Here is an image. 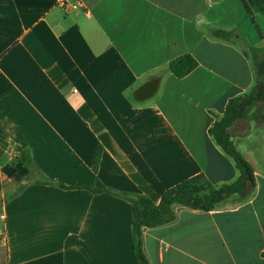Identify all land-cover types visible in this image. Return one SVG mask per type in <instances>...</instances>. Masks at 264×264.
<instances>
[{"label": "crops", "instance_id": "obj_1", "mask_svg": "<svg viewBox=\"0 0 264 264\" xmlns=\"http://www.w3.org/2000/svg\"><path fill=\"white\" fill-rule=\"evenodd\" d=\"M253 49H264V17L248 0H0V264H140L120 194L158 204L198 175L239 177L208 131L254 88ZM184 54L198 62L189 75H159ZM153 78L156 95L137 101ZM261 107L235 146L260 134ZM252 147L236 149L255 190L144 227L149 264H264V148Z\"/></svg>", "mask_w": 264, "mask_h": 264}, {"label": "trees", "instance_id": "obj_2", "mask_svg": "<svg viewBox=\"0 0 264 264\" xmlns=\"http://www.w3.org/2000/svg\"><path fill=\"white\" fill-rule=\"evenodd\" d=\"M248 3L256 14L264 17V0H248ZM213 35L227 42L239 41V34L235 30L217 29ZM252 51L263 54L255 61L254 88L247 95L232 98L228 102L223 117L218 119L208 131L216 144L234 161L240 173L239 177L230 184L214 185L206 176L198 175L167 190L158 204L140 195L120 194L132 204L134 249L140 264H149L143 252L142 230L144 227L153 228L172 222L175 219L177 206L212 211L218 209L222 202L232 195L239 194L246 197L255 190L254 170L236 149L233 141L234 136L243 134L238 131L237 127L243 122H248L251 117L250 111L264 105V49H253ZM244 53L248 56L246 50ZM197 66L198 62L192 54H184L172 60L159 75L172 73L178 78H184ZM100 157L101 148L95 155L94 171H97ZM22 162L27 165L31 164L30 158L27 157H24ZM87 189L92 192L103 191L88 187ZM262 256L264 257V253Z\"/></svg>", "mask_w": 264, "mask_h": 264}, {"label": "water", "instance_id": "obj_3", "mask_svg": "<svg viewBox=\"0 0 264 264\" xmlns=\"http://www.w3.org/2000/svg\"><path fill=\"white\" fill-rule=\"evenodd\" d=\"M160 81V78H153L147 81L136 90L134 95L135 99L137 101H147L153 98L159 90Z\"/></svg>", "mask_w": 264, "mask_h": 264}, {"label": "rangeland", "instance_id": "obj_4", "mask_svg": "<svg viewBox=\"0 0 264 264\" xmlns=\"http://www.w3.org/2000/svg\"><path fill=\"white\" fill-rule=\"evenodd\" d=\"M257 110H259V109H257ZM257 110H256L255 113H253V114H254V115L258 114V115H259L258 117L261 119L262 116H264V105L261 107V109H260L259 111H257ZM259 121H260V120H259ZM258 130L260 131V134L253 138V137H251V135H252V136H255L257 129H255V128L252 127V131H251L250 134H249V136H250V140H249L248 137H246L245 139H242L243 142L246 143L248 146L253 145L252 148H264V146L260 143L262 137L264 136V127L260 128V129H258ZM236 139H237V137L234 136V137H233V141H234V142L237 141ZM244 143H241V144H240V143L237 142V143H235V144H236L235 147H236V148H242V145H243Z\"/></svg>", "mask_w": 264, "mask_h": 264}, {"label": "built area", "instance_id": "obj_5", "mask_svg": "<svg viewBox=\"0 0 264 264\" xmlns=\"http://www.w3.org/2000/svg\"><path fill=\"white\" fill-rule=\"evenodd\" d=\"M75 2V3H74ZM73 3L69 2L68 0H61V4L65 7V8H72L75 9L77 7V2L78 0H74ZM2 236L0 235V241L2 240L1 238Z\"/></svg>", "mask_w": 264, "mask_h": 264}]
</instances>
